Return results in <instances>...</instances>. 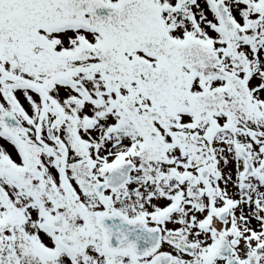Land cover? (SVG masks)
Listing matches in <instances>:
<instances>
[{"label": "snow or ice", "instance_id": "1", "mask_svg": "<svg viewBox=\"0 0 264 264\" xmlns=\"http://www.w3.org/2000/svg\"><path fill=\"white\" fill-rule=\"evenodd\" d=\"M0 264H264V0H0Z\"/></svg>", "mask_w": 264, "mask_h": 264}]
</instances>
